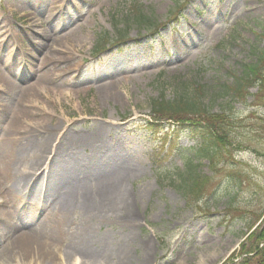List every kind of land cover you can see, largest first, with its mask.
Instances as JSON below:
<instances>
[{
    "label": "rangeland",
    "instance_id": "374dc122",
    "mask_svg": "<svg viewBox=\"0 0 264 264\" xmlns=\"http://www.w3.org/2000/svg\"><path fill=\"white\" fill-rule=\"evenodd\" d=\"M137 8L152 25L134 23ZM118 31L126 42L116 43ZM100 37L105 53H95ZM257 52L264 0H0V201L11 196L4 168L41 143L57 153L72 139L70 158L82 170L93 162L67 219L61 197L74 189L60 188L71 176L45 191L54 169L43 162L52 173L40 177L41 193L24 192L0 221L37 230L0 237V264H240L242 245L264 227V82L253 79L240 95L228 88ZM180 97L234 119L216 167L188 155L208 179L189 205L171 183L183 169L178 149L196 143L155 114ZM122 169L124 199L95 217L87 194Z\"/></svg>",
    "mask_w": 264,
    "mask_h": 264
},
{
    "label": "trees",
    "instance_id": "16d2710c",
    "mask_svg": "<svg viewBox=\"0 0 264 264\" xmlns=\"http://www.w3.org/2000/svg\"><path fill=\"white\" fill-rule=\"evenodd\" d=\"M135 16L134 23L140 26L152 25L150 17L145 15L140 8H137ZM125 24L127 27L131 21L129 20ZM125 36H127V31H118L116 43L125 40ZM100 39L102 41L96 46L95 53L106 50L105 46L109 44V41L104 37H100ZM256 54L254 61L244 67L242 78L228 88L231 93L240 95L243 89L247 87V83H251L253 79H257L259 83L264 82V52H257ZM164 107L155 113L157 118L175 120L181 131L186 132L196 143L192 149L187 147L178 149V154L183 160V169L178 168V172L181 171V173L179 176L175 175L176 178L171 183L189 205L192 201H199L203 194L205 196L208 179L198 172L197 165L194 164L195 160L188 155L193 154L192 156L201 161L203 159L208 160L212 167H216L227 153L228 146L231 145L229 138L233 133L231 129L234 119L226 112H210L202 106L201 101L194 98L193 101H186L180 97L171 103L168 102V105ZM170 149H172V145ZM235 257L237 256L235 255ZM238 257L242 259L240 264H264V227L258 228L250 234L242 245Z\"/></svg>",
    "mask_w": 264,
    "mask_h": 264
},
{
    "label": "bare ground",
    "instance_id": "6f19581e",
    "mask_svg": "<svg viewBox=\"0 0 264 264\" xmlns=\"http://www.w3.org/2000/svg\"><path fill=\"white\" fill-rule=\"evenodd\" d=\"M10 136L13 135L14 129H11L9 131ZM11 138V137H10ZM10 138H8V142H5L4 148H7L10 143ZM63 141V140H62ZM60 141L59 146L62 147V152H59L57 147V153H52L51 147H54V145L49 143H41L39 146H34L31 149L30 155L28 156L26 153H22V156L19 158L17 155H15L13 159V166L11 164L8 165V168L5 169V175L3 177V180L5 183H7L8 186V195L11 194L10 197L6 196V198H3L0 201V221L1 219L8 218L10 220V217L6 215L5 213V207L7 206V212L15 209V204L18 202H21V195L24 194V197H31L32 195H36L37 192L41 193V189L43 185H41L40 177L43 173H52V168L54 169V173H52V176L45 179L46 186L45 191L53 190V188L57 187L60 183L57 181V176L59 174L68 175L70 174L71 178L68 180H65L66 183L63 187L60 188L61 191H63V188L65 186L68 187V190L73 188V198H71L68 194L63 195L61 198L63 202V213H65V219L69 218L75 208V187L80 186V180L79 176L85 173H90L92 168L93 162L90 165H86L85 169L82 170V164H76L77 161L76 158H70L69 155V149L76 143L74 140L69 139L63 142ZM99 142L101 140L99 139ZM69 146V147H68ZM95 146V143L92 144V147ZM83 150L88 149L86 145L81 147ZM95 150H98L97 148ZM99 151V150H98ZM94 161L100 159L98 156L94 157ZM46 160L49 165H52V168L48 170V168L45 169L44 167V161ZM43 163V164H42ZM14 166L18 167V171H15L13 169ZM49 172H48V171ZM47 171V172H46ZM126 169H122L117 172L113 179V181L108 180L106 183H103L101 191L97 192V194L94 193L92 195L86 196L87 205L91 207L90 203L91 200L94 198L95 206L91 210L93 215L95 217H108L110 213H112L115 209V207L119 204V201L124 199L125 197V185L130 179V171ZM48 174V175H49ZM78 191V190H77ZM79 192V191H78ZM78 199H80V195L78 196ZM97 199L101 202L100 204L97 203ZM75 204V205H74ZM77 206V205H76ZM27 216V215H24ZM94 219V217H93ZM32 224L27 223L26 225H21L19 223H14L12 225H8L6 228L0 229V237L3 238L4 235H15L16 238L23 239L30 237L29 235L32 234L34 231L36 232L37 229H34L31 231ZM91 230V227L88 229ZM15 238V239H16ZM78 255V252H76V256ZM74 256V255H72ZM75 257V256H74ZM101 259V257H99ZM98 259V260H99ZM121 257L118 254L116 257L117 263L120 261ZM108 260V259H106ZM101 261H97L98 264H100Z\"/></svg>",
    "mask_w": 264,
    "mask_h": 264
}]
</instances>
